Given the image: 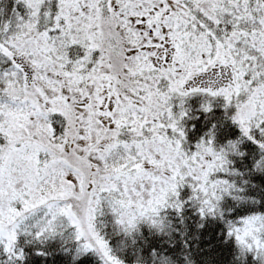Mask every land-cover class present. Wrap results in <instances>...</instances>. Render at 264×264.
<instances>
[{
    "label": "snow or ice",
    "instance_id": "obj_1",
    "mask_svg": "<svg viewBox=\"0 0 264 264\" xmlns=\"http://www.w3.org/2000/svg\"><path fill=\"white\" fill-rule=\"evenodd\" d=\"M0 264H264V0H0Z\"/></svg>",
    "mask_w": 264,
    "mask_h": 264
}]
</instances>
